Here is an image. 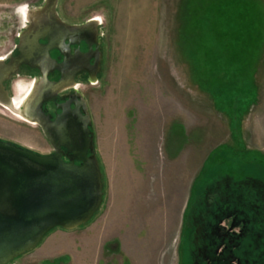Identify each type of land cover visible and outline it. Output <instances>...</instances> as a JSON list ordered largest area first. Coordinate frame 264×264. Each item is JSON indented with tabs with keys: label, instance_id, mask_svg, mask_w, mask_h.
I'll return each mask as SVG.
<instances>
[{
	"label": "rangeland",
	"instance_id": "1",
	"mask_svg": "<svg viewBox=\"0 0 264 264\" xmlns=\"http://www.w3.org/2000/svg\"><path fill=\"white\" fill-rule=\"evenodd\" d=\"M43 4L0 0V60ZM55 9L66 24L103 29L102 72L80 90L104 197L87 224L50 231L9 264H214L221 252L264 264V0H57ZM35 80L16 78L0 103V139L48 154L43 131L12 108ZM230 223L238 244L213 247Z\"/></svg>",
	"mask_w": 264,
	"mask_h": 264
},
{
	"label": "water",
	"instance_id": "2",
	"mask_svg": "<svg viewBox=\"0 0 264 264\" xmlns=\"http://www.w3.org/2000/svg\"><path fill=\"white\" fill-rule=\"evenodd\" d=\"M56 3L57 0H44L39 8L42 17L32 20L28 31L21 34L19 54L8 63L0 62V103L5 104L10 103L3 83L8 75L21 64L40 69L42 78L25 97L27 100L32 95L21 116L39 124L55 150L40 154L0 139V264H9L32 251L54 229L72 230L87 224L103 202V175L85 100L79 97V102L60 105L61 113L54 120L41 112L46 91L60 89L77 70L70 68L64 40H83L89 29V25L71 27L62 22ZM46 38L47 44L42 45L39 39ZM52 48L64 54L61 63L50 58ZM52 68L61 73L57 82L46 79Z\"/></svg>",
	"mask_w": 264,
	"mask_h": 264
},
{
	"label": "flooded vegetation",
	"instance_id": "3",
	"mask_svg": "<svg viewBox=\"0 0 264 264\" xmlns=\"http://www.w3.org/2000/svg\"><path fill=\"white\" fill-rule=\"evenodd\" d=\"M65 23V22H64ZM31 25V21L28 22L27 27L20 29L19 31L15 32L14 37L15 41L9 51L2 57L0 62L8 63L10 59L16 57L19 54L18 43L22 33L28 31V28ZM71 27H82L85 25H89L88 31L85 33V39L82 38H73L72 41L69 43V40H64V45H68L67 49L62 48L64 52H68V57L70 58L71 62V69H77L75 74L71 77L66 78L63 82L62 87L60 89H49L46 91V100L42 103L41 112L43 116L48 117L50 120H54L57 114L61 113L60 105L67 103L68 101H76L79 102L81 99H84L86 105L88 103L86 101L84 93L80 90V84H92L93 80L95 82L98 81L100 74L103 69L104 64V41H103V29L101 26V22L98 20L94 21L93 19L83 20L78 23L67 24ZM39 42L42 45L47 44L48 40L46 39H39ZM49 56L51 59L55 60L57 63H61L65 56L57 48H52L49 50ZM67 58V57H66ZM69 68V72L71 73V69ZM16 78H28L32 79L35 78V84L37 83L38 79H41L42 76L40 75V69L36 67H32L28 64H21L18 66L14 72L10 73L8 77L4 80V88L7 91V94L10 93V87L14 83ZM61 78V73L55 69H50L47 72L46 79L49 82H57ZM36 86V85H35ZM80 97V98H79ZM74 107L73 104L70 105ZM20 108H23V104L21 103ZM89 110V109H88ZM38 127L42 130L41 126L37 124ZM92 130V127L90 128ZM51 147V151L49 153L54 152V147L49 142ZM61 151L64 155V149L61 148ZM65 159V157H64ZM234 223H230L229 226H222L218 225V229L223 236L215 238L212 242L216 247L218 245H222L224 242L225 247L228 244L234 243L235 245L238 244L239 239L238 237L241 236V233H236L234 231ZM233 239L229 242L226 239ZM236 238V239H235ZM228 243V244H227ZM232 245V244H231ZM219 253L216 263L214 264H232L233 257L229 255H221Z\"/></svg>",
	"mask_w": 264,
	"mask_h": 264
},
{
	"label": "bare ground",
	"instance_id": "4",
	"mask_svg": "<svg viewBox=\"0 0 264 264\" xmlns=\"http://www.w3.org/2000/svg\"><path fill=\"white\" fill-rule=\"evenodd\" d=\"M42 15H43L42 10L37 9V10L35 11V13H34L32 19H31V22H33V21H34V22L37 21L39 18L42 17ZM32 20H33V21H32ZM39 81H40V79L37 80V83H36V86H35V87H37ZM22 95H23V94H22ZM19 96H20V95H19ZM31 97H32V95L29 96V98H28L27 100L25 99V101L21 102V103L23 104V108H22V109L20 108V105H21V104H20L19 106H15V107H13V108L15 109V111H16L18 114L22 115V114L24 113V108L26 107V105H27V103L29 102V100L31 99ZM5 99H6V98H5Z\"/></svg>",
	"mask_w": 264,
	"mask_h": 264
}]
</instances>
